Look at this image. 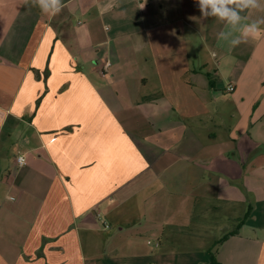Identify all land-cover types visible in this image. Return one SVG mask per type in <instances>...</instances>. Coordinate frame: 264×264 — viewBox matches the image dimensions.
Here are the masks:
<instances>
[{
  "label": "crops",
  "instance_id": "0c3cea01",
  "mask_svg": "<svg viewBox=\"0 0 264 264\" xmlns=\"http://www.w3.org/2000/svg\"><path fill=\"white\" fill-rule=\"evenodd\" d=\"M62 4L0 0V264H264V10Z\"/></svg>",
  "mask_w": 264,
  "mask_h": 264
},
{
  "label": "clouds",
  "instance_id": "9594fccd",
  "mask_svg": "<svg viewBox=\"0 0 264 264\" xmlns=\"http://www.w3.org/2000/svg\"><path fill=\"white\" fill-rule=\"evenodd\" d=\"M28 2L29 0H25L26 4ZM31 3L33 6H38L43 13L52 16L57 15L63 7L62 0H31ZM196 3L203 18H216L232 29L240 25L243 19L240 13L244 10H264L261 0H196ZM231 35V32H219L217 38L226 40ZM262 35H264V18L245 23L229 43L232 47H236L249 39H259ZM20 163H24L23 157H20Z\"/></svg>",
  "mask_w": 264,
  "mask_h": 264
},
{
  "label": "rangeland",
  "instance_id": "374dc122",
  "mask_svg": "<svg viewBox=\"0 0 264 264\" xmlns=\"http://www.w3.org/2000/svg\"><path fill=\"white\" fill-rule=\"evenodd\" d=\"M221 83H222V87H225L223 85L226 83V80H223ZM218 93H221L222 96L219 95L217 98H215L214 101H211V104L209 106V107H211V111L216 112V113H214V115H216V119L218 118L217 116H219V115L224 116L223 113H228L231 110H234V107H235V103L230 99V97L232 95L230 92L224 91L222 89ZM227 122H228V119H227ZM194 225H192L190 227V229L185 230L189 233L190 237L197 236V230H195L196 228L194 227ZM187 232H184V233H187ZM205 233H206V235H208L210 237L206 238L205 240L200 239V241L202 243V245H201L202 248L212 247L214 237H217L220 235V233H223V229H207Z\"/></svg>",
  "mask_w": 264,
  "mask_h": 264
},
{
  "label": "built area",
  "instance_id": "2783aa9c",
  "mask_svg": "<svg viewBox=\"0 0 264 264\" xmlns=\"http://www.w3.org/2000/svg\"><path fill=\"white\" fill-rule=\"evenodd\" d=\"M109 64H110V62H107V63L105 64V67H108ZM235 88H236L235 85H234L233 83H230V84H228V85L226 86L225 90H226L227 92H234V91H235ZM20 157H23V158H24V163H23V164L20 163ZM25 162H26V158H25L24 155H19V156L17 157V163H18L19 166L24 165Z\"/></svg>",
  "mask_w": 264,
  "mask_h": 264
},
{
  "label": "trees",
  "instance_id": "16d2710c",
  "mask_svg": "<svg viewBox=\"0 0 264 264\" xmlns=\"http://www.w3.org/2000/svg\"><path fill=\"white\" fill-rule=\"evenodd\" d=\"M210 264H220V263L214 256H212V260H211Z\"/></svg>",
  "mask_w": 264,
  "mask_h": 264
}]
</instances>
